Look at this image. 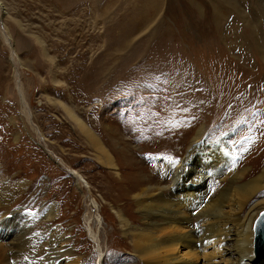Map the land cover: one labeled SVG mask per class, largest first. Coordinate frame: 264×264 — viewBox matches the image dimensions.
<instances>
[{"label":"rangeland","instance_id":"1","mask_svg":"<svg viewBox=\"0 0 264 264\" xmlns=\"http://www.w3.org/2000/svg\"><path fill=\"white\" fill-rule=\"evenodd\" d=\"M1 1L8 21L0 9V180L12 189L19 181L31 185L12 202L16 208L41 213L55 203L54 224L80 239L76 249L92 258L84 264L135 261L127 251L109 256L110 247H121L101 187L111 170L42 94L91 125L101 141L115 131L159 180L165 166L179 165L201 127L199 149L207 156L218 147L231 167L264 160V0H160L143 17L135 9L146 0ZM11 16L24 29L37 24L53 64ZM32 227L41 229L39 216Z\"/></svg>","mask_w":264,"mask_h":264},{"label":"bare ground","instance_id":"2","mask_svg":"<svg viewBox=\"0 0 264 264\" xmlns=\"http://www.w3.org/2000/svg\"><path fill=\"white\" fill-rule=\"evenodd\" d=\"M53 1L59 3V0ZM146 1L148 5L135 9L142 17L153 15L160 3V0ZM0 9L2 14H7L1 0ZM216 12L219 14L220 8ZM35 18L41 20L38 16ZM10 20L21 32L27 31L29 39L41 45L43 40L34 31L38 27L35 22H28L24 29L17 16H11ZM3 29L10 39L4 22ZM21 38L18 40L22 44L28 40ZM39 53L53 64L42 45ZM42 96L64 109L87 147L93 150L95 159L111 170L108 179L101 181V187L103 198L114 213L113 219L107 216L112 222L111 233L121 247H110L109 256L115 259L127 251L134 264H264V229L261 240L254 236L257 219L264 215V199H258L264 192V160L251 168L231 167L228 153L218 147L207 156L199 149L201 127L187 145L188 153L179 165L175 168L165 166L164 177L159 180L139 165L128 148L129 142L121 141L115 131L103 132L101 141L94 128L64 104L48 94ZM192 161L195 164L191 168ZM121 167L127 171L125 175L120 173ZM76 186L79 190L80 185ZM30 187L26 181H19L12 189L5 180H0V264L90 262L92 258L85 260L84 254L76 249L80 239L72 238V230L64 231L54 224L58 210L55 203L43 205L41 213L29 211L24 205L19 208L13 205L18 194ZM134 209L138 214H133ZM36 216L42 226L38 231L32 227ZM81 242L86 247L87 240Z\"/></svg>","mask_w":264,"mask_h":264},{"label":"water","instance_id":"3","mask_svg":"<svg viewBox=\"0 0 264 264\" xmlns=\"http://www.w3.org/2000/svg\"><path fill=\"white\" fill-rule=\"evenodd\" d=\"M263 229H264V215L261 214L260 218L257 219L256 229H255V232H254V236H255L256 239H260L261 238Z\"/></svg>","mask_w":264,"mask_h":264}]
</instances>
